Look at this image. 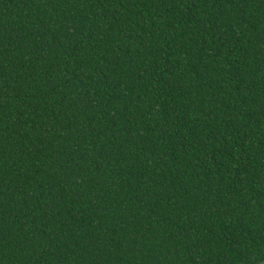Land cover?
Here are the masks:
<instances>
[{
	"label": "trees",
	"instance_id": "trees-1",
	"mask_svg": "<svg viewBox=\"0 0 264 264\" xmlns=\"http://www.w3.org/2000/svg\"><path fill=\"white\" fill-rule=\"evenodd\" d=\"M0 264H264V0H0Z\"/></svg>",
	"mask_w": 264,
	"mask_h": 264
}]
</instances>
